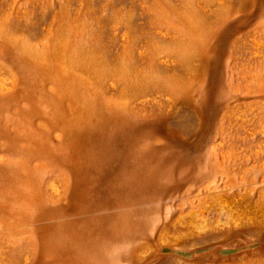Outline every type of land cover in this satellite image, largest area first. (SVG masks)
<instances>
[{
    "label": "rangeland",
    "instance_id": "374dc122",
    "mask_svg": "<svg viewBox=\"0 0 264 264\" xmlns=\"http://www.w3.org/2000/svg\"><path fill=\"white\" fill-rule=\"evenodd\" d=\"M0 264H264V0H0Z\"/></svg>",
    "mask_w": 264,
    "mask_h": 264
}]
</instances>
